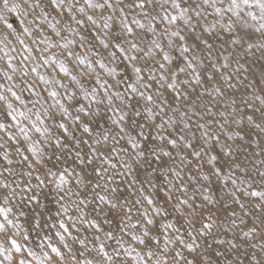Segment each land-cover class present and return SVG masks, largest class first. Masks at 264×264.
Wrapping results in <instances>:
<instances>
[{"label": "snow or ice", "instance_id": "6c2138e0", "mask_svg": "<svg viewBox=\"0 0 264 264\" xmlns=\"http://www.w3.org/2000/svg\"><path fill=\"white\" fill-rule=\"evenodd\" d=\"M0 264H264V0H0Z\"/></svg>", "mask_w": 264, "mask_h": 264}]
</instances>
